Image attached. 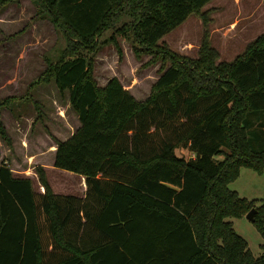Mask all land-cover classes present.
<instances>
[{"label":"trees","instance_id":"16d2710c","mask_svg":"<svg viewBox=\"0 0 264 264\" xmlns=\"http://www.w3.org/2000/svg\"><path fill=\"white\" fill-rule=\"evenodd\" d=\"M15 1L0 0V12ZM32 1L65 47L28 90L54 82L69 94L81 126L52 147L54 166L84 177L87 193H54L43 167L37 192L0 163V264H264L230 221L256 209L264 237V204L229 187L243 167L264 174V149L253 143L264 147V117H249L264 113V34L219 62L206 30L191 59L160 42L192 14L207 27L201 10L213 0ZM118 37L162 63L144 102L116 77L104 87L95 79L94 56L107 44L121 52ZM16 99L0 101L9 146L1 111Z\"/></svg>","mask_w":264,"mask_h":264},{"label":"rangeland","instance_id":"374dc122","mask_svg":"<svg viewBox=\"0 0 264 264\" xmlns=\"http://www.w3.org/2000/svg\"><path fill=\"white\" fill-rule=\"evenodd\" d=\"M201 12L208 15L207 27L200 15L192 14L183 25L165 36L160 45L198 59L207 30L211 46L220 53L219 62H233L264 34V0H213ZM36 14L37 6L32 0L11 2L0 12V101L17 98L1 111L12 145L0 136V163L7 164L15 176L30 178L34 190L42 193L45 189L37 168L43 167L54 193L83 198L87 193L85 178L55 168L50 153L58 140L66 141L80 128L69 94H61L54 82L39 86L33 92L28 90L47 68V59L57 60L65 47L53 23L37 19ZM110 35L111 32L103 39ZM118 42L121 52L115 45L107 44L94 56L95 79L104 87L116 77L138 101L144 102L161 76L162 63H153L148 54L138 58L129 40L118 37ZM263 115V112L252 113L249 117L260 119ZM257 123L252 131L258 128ZM253 143L256 149H264L255 139ZM177 154L191 156L183 148ZM229 187L241 197L264 204V174L243 167ZM230 221L236 233L249 243L253 254L264 256V237L257 227L246 216Z\"/></svg>","mask_w":264,"mask_h":264},{"label":"water","instance_id":"95a60500","mask_svg":"<svg viewBox=\"0 0 264 264\" xmlns=\"http://www.w3.org/2000/svg\"><path fill=\"white\" fill-rule=\"evenodd\" d=\"M257 213L256 209H252L248 214H247V219L250 220L251 222L255 221V215Z\"/></svg>","mask_w":264,"mask_h":264},{"label":"crops","instance_id":"0c3cea01","mask_svg":"<svg viewBox=\"0 0 264 264\" xmlns=\"http://www.w3.org/2000/svg\"><path fill=\"white\" fill-rule=\"evenodd\" d=\"M80 122V121H79ZM80 126H81V124H80ZM55 147H58V145H57V143H56V145H55ZM56 150L57 149H53L50 153H51V159L54 157V161H55V155H56ZM54 161H53V164L52 165H54ZM47 166V165H46ZM47 169H48V167H46ZM82 177V176H81ZM82 178H84V177H82ZM86 181V180H85ZM57 194V193H56ZM86 196V195H85ZM85 196L83 197V198H85Z\"/></svg>","mask_w":264,"mask_h":264}]
</instances>
